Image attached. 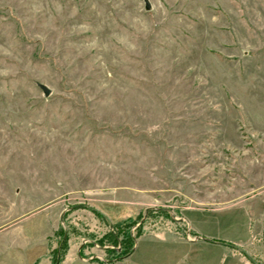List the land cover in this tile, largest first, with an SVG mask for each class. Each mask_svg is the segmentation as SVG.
Returning <instances> with one entry per match:
<instances>
[{
    "label": "rangeland",
    "instance_id": "obj_1",
    "mask_svg": "<svg viewBox=\"0 0 264 264\" xmlns=\"http://www.w3.org/2000/svg\"><path fill=\"white\" fill-rule=\"evenodd\" d=\"M126 223L264 264V0H0V264H105Z\"/></svg>",
    "mask_w": 264,
    "mask_h": 264
},
{
    "label": "crops",
    "instance_id": "obj_2",
    "mask_svg": "<svg viewBox=\"0 0 264 264\" xmlns=\"http://www.w3.org/2000/svg\"><path fill=\"white\" fill-rule=\"evenodd\" d=\"M99 213L104 214L103 212H99ZM107 219H109L110 221V218L107 217ZM198 239H196L195 241H198ZM165 243H169V244H165L166 246L165 248L167 251L164 250L165 253L160 254L161 248L159 252L146 251L145 249L140 251V243L138 242L136 244L134 251L129 256H127L123 261H117L114 264H183L184 261L183 258L187 257L185 253L188 252L190 253L189 254L190 264H197V255H196V250L198 246L197 243H192V242L188 243L184 241V244H182V240L177 238L176 236H173L172 238L165 240ZM222 245L227 246V248L233 247L240 249L243 252H246L245 249L239 245V243L232 244V243L222 242ZM183 250H184V256L183 254H181L183 253L182 252ZM192 252L195 253L193 261H192ZM40 255L38 256H40V259L41 258L44 259L45 264H51L46 258H44L45 257L44 252ZM81 258L83 259L82 256ZM33 261L36 260L34 259ZM87 264H100V263L89 261Z\"/></svg>",
    "mask_w": 264,
    "mask_h": 264
},
{
    "label": "trees",
    "instance_id": "obj_3",
    "mask_svg": "<svg viewBox=\"0 0 264 264\" xmlns=\"http://www.w3.org/2000/svg\"><path fill=\"white\" fill-rule=\"evenodd\" d=\"M132 223H126L125 225H121V226H116L115 230H118L119 233H124L123 239L120 242L118 240V235L117 233H114L113 230H111L108 233V237L110 235V237H112L114 244H117L118 242L121 243V249L119 251H117L114 248L109 249L110 252L114 253V256H111V258H109L107 261H104L105 264H113L115 261H120L124 258H126L127 256H129L134 249V237L132 236V234L127 230L128 227L131 226ZM57 260H59V258H57Z\"/></svg>",
    "mask_w": 264,
    "mask_h": 264
},
{
    "label": "water",
    "instance_id": "obj_4",
    "mask_svg": "<svg viewBox=\"0 0 264 264\" xmlns=\"http://www.w3.org/2000/svg\"><path fill=\"white\" fill-rule=\"evenodd\" d=\"M147 8H149L148 5H147ZM40 87L43 89V91H44V93H45L46 95H49V94L51 93L50 89H49L46 85H44V84H40Z\"/></svg>",
    "mask_w": 264,
    "mask_h": 264
}]
</instances>
